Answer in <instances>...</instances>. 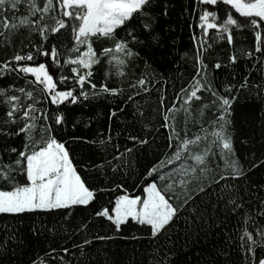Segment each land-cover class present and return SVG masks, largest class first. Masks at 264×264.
<instances>
[{
    "label": "trees",
    "instance_id": "16d2710c",
    "mask_svg": "<svg viewBox=\"0 0 264 264\" xmlns=\"http://www.w3.org/2000/svg\"><path fill=\"white\" fill-rule=\"evenodd\" d=\"M45 2L46 0H36L41 8ZM53 3L57 5V10H50L42 21L49 28L60 19L59 0H53ZM163 5H167V15H163ZM28 8V0H21L17 9H9L6 13L0 12V33H3L0 35V67L4 61H11L17 53L24 55L29 51L35 52L33 45L43 43V46L48 48L49 45L55 44L63 67L51 64L50 72L57 79L61 74L74 75L70 73L72 65L64 63L69 55L74 57L77 54L70 52L75 45L70 30L62 29L60 33L49 32L48 41H42L39 32L31 31L29 27L19 24L20 17L29 14ZM204 8L218 13L217 23L222 22L221 13L234 11L230 6L220 3V0L217 5L211 6L198 5L197 0H158L153 7V14L156 16L155 31L151 33L157 39L152 40L151 35L142 27H137V34L142 43L131 41L130 47L139 55L127 58V64L123 66V75L118 74L115 60L109 63L111 57L102 56L100 62L92 67L91 79L97 84V89L93 90L85 85V90L89 92L87 100L81 97L75 103L65 101L61 105H54L45 99L37 105L49 112L59 109L65 114L62 136L67 141L66 147L74 158L73 162L78 166L81 175L87 178L88 183L106 188L123 184L130 194H140L141 178L146 169L162 159L165 153L171 154L172 149L168 148L167 139L169 130L162 127L163 114L173 103L180 108L183 100L180 90L189 88L193 77L196 76L198 67L196 52L202 35L199 15ZM4 15H7L9 22L17 24L16 29L3 27ZM39 15L37 13L31 19H38ZM136 23L138 22H134ZM218 31L219 29L208 31L204 45L207 51L203 56L204 62L208 65V80L213 88L220 95H228L226 85H238L251 71L248 87L238 91L233 89L231 93L237 97L232 103L231 114L233 145L244 168L249 169L247 176L245 178L228 176L227 173L231 169L225 170L224 162L219 156L220 150L213 146L212 150L217 155L207 157L208 171L206 173L198 171L196 174L198 179H193L188 187L196 190L199 184H207L213 179L219 183H212L204 193H200L195 202H190L175 219L168 232L156 238H153L144 226L136 225L135 222L122 226L117 234L109 222L97 217L89 223L87 229L77 232L68 239V233L81 222L88 220L91 208L87 212L83 208H76L75 222L70 218L64 227H60L58 223L60 217L55 214L25 213L16 216L0 214V245H3L0 248V264H61L58 259L53 258L58 256L64 257L65 264H249L241 248L244 230L247 228L256 239H259L256 229L264 230V215H258L261 207H264L261 205V201L264 200V87H260L264 85V75L257 70L261 67L260 64L257 63L254 68L253 61L244 58L238 59L234 65L225 67L229 64V56L233 51L239 56L240 49L254 50V34L250 25L242 29L233 28L232 44L226 39H220L216 35ZM118 35L123 37L125 33L118 30ZM5 37L10 39L6 40ZM209 44L211 47H208ZM110 46L107 41L94 43L98 55L102 47ZM117 55L124 59L122 54ZM217 61L222 65L220 69L214 68ZM11 62L13 65L51 63L50 59L44 56H37L34 61ZM233 70L236 73L235 77L232 75ZM140 78L149 81L146 85L148 91L139 86L129 87ZM33 79L31 74L18 70L8 71L0 75V89H5L9 96L13 94L20 96L21 103L28 104L32 101L20 93L19 89L33 91L35 85L30 83ZM104 83L109 87L122 88L123 91L117 96L103 93L92 96L91 92L98 91L99 86ZM71 84L72 81L69 79L61 87ZM137 92L138 95L135 94ZM178 94L181 95V101L176 100ZM34 95L38 96L40 93L34 92ZM130 95L131 100L128 99ZM198 95L201 99H194L191 102V115L187 118V125L185 126L186 114L181 109L174 113L175 126L182 137L185 136L186 127L188 139H192L194 134H199L203 126L208 131L210 141L214 129L209 121L219 115V103H212L216 98L210 92L201 90ZM161 96L164 97L163 104ZM8 107L5 95L0 93V122L6 118ZM113 109L117 110L114 116L111 115ZM11 127L15 128L16 125ZM130 135L147 139L149 143L139 145L129 139ZM108 136H111L110 140L107 139ZM73 137L85 139H72ZM101 139L106 141L103 146L99 144ZM6 142L12 146H19L21 138L14 136L7 138ZM4 143L5 138L0 137V151ZM206 144L207 141H202L198 145H190L191 153L202 152ZM125 148H131L132 152L124 153ZM118 152L124 153V156L120 160H113V156ZM12 155L14 158L15 154ZM8 159V154L4 153L3 161L7 162ZM108 161L111 163H106ZM102 163L104 164L102 169L92 167ZM195 163L192 159L182 158L162 171L169 172L173 168L179 169L181 165L190 166ZM125 164L128 165L127 168ZM253 164L257 167H252ZM113 166H117L116 171H113ZM221 174L227 179L220 180ZM173 178L187 179L180 177L178 173L174 174ZM226 183L236 185L239 195L243 198V207L235 212L231 211L230 205L226 206L230 195L235 192L224 189ZM176 187L182 200L183 193L178 184ZM119 194H122L120 189L107 191L98 194V199L101 203L107 204L114 201L115 196ZM193 208L196 211H193ZM54 223L57 224L55 235L45 230L51 228ZM42 224L45 228H41ZM65 228L68 229V233L65 232ZM85 236L91 241L86 245L83 244ZM97 236L104 238L97 239ZM63 247H67L69 252L59 250ZM51 248L58 251L48 255ZM257 251L260 252V249ZM250 255L248 254L249 257Z\"/></svg>",
    "mask_w": 264,
    "mask_h": 264
},
{
    "label": "snow or ice",
    "instance_id": "6c2138e0",
    "mask_svg": "<svg viewBox=\"0 0 264 264\" xmlns=\"http://www.w3.org/2000/svg\"><path fill=\"white\" fill-rule=\"evenodd\" d=\"M29 14L21 16L19 24L30 28L31 31L39 32L42 41H48V33H60L62 29H69L71 36L75 40V45L70 52L77 53L74 57L69 55L64 63H70L71 76L61 74L59 78H54V74L50 72L51 64L63 67L61 60L58 58L60 53L55 44L49 45L48 48L40 45H33L35 52L29 51L24 55L15 54L11 61H34L37 56H44L50 59L51 63L39 62L35 64L17 63L12 64L11 61H4L0 67V75L6 74L8 71H19L31 74L34 79L30 83L35 85L33 91H25L20 88L19 92L23 93L32 102L22 104L20 96L15 94L7 95L5 89H0V93L5 95L9 105L5 119L0 122V137L5 138L2 151H0V214H10L13 216L20 214H55L59 215L60 227L72 218L75 222L74 210L78 207L83 208L85 212L91 208V215L87 221L78 224L71 233H68V239L73 235L88 228L89 223L94 218H103L110 223V227L115 233H119L122 226H128L130 222L136 225L144 226L149 234L156 238L168 232L175 219L186 209L191 203L195 202V198L200 193H204L212 183H219L218 180H210L207 184L201 183L196 190L189 189L188 185L193 179H198L197 172L206 173L208 171L206 165L209 155L216 156L217 153L212 150L213 146L219 148V156L224 162L225 170L231 169L227 173L232 178H245L249 169L244 168L240 158L236 155L232 137V103L236 100V96L232 95V90L247 88L249 84V76L243 77L242 82L238 85H226L228 95H220L209 82L208 65L204 62L203 56L207 51L204 47L206 36L210 29H219L216 35L220 39H226L229 44L233 43V28L242 29L252 27L254 34V50L240 49L239 56L233 51L229 56V64L234 65L238 59L244 58L253 61V67L260 64L257 69L264 75V0H220V3L234 11H226L220 14L222 22L217 23L218 13L209 11L207 8L201 9L199 15V27L202 35L199 38L197 46L196 60L198 62L196 76L193 77L189 88H181L183 100L180 108L173 103L167 108L163 114V124L169 130L168 132V148L172 149L171 154L165 153L164 157L152 164L145 171L141 178L140 194H130L123 184H116L113 187H99L88 183L87 178L78 171V166L73 162L74 158L70 155L69 148L66 147L67 141L63 139L62 132L65 124L66 116L57 109L49 112L42 107H38L43 100L47 99L49 103L61 105L65 101L75 103L81 97L85 100L89 98V92L85 90L87 84L90 89L96 90L97 84L93 83L91 77L92 67L100 62L102 56L111 57L117 62L118 74L123 75V66L127 64V58L138 56L139 53L133 51L130 42L135 41L142 43L137 34V27H142L149 35L155 31L154 24L156 16L153 14V7L158 0H59L58 12L60 19H57L54 26L42 23L45 14L50 10H57V5L53 0H46L41 8L37 5L36 0H28ZM21 0H0V12L6 13L9 9L15 10ZM218 0H197L198 5H217ZM163 15L168 14L167 5H163ZM39 13L38 19H31ZM235 14H238L236 16ZM134 22H138L134 24ZM5 29H16L17 24L11 23L7 15L2 19ZM118 30L125 33V36L118 35ZM3 35V33H0ZM130 38V39H129ZM9 40L10 37H5ZM152 40H156L155 35H151ZM96 41H107L111 46L102 47L100 54L94 48ZM83 46V51H81ZM208 47H211L209 44ZM203 48V51L201 49ZM120 53L124 59H121ZM259 54V55H257ZM221 63L217 61L214 64L215 69L221 68ZM232 75L236 73L233 70ZM71 79L72 84L67 87V81ZM149 81L146 78L137 79L134 84L129 87L137 88L139 86L144 91H148L146 85ZM260 87H264L261 85ZM79 89V90H77ZM203 90L210 92L216 99L213 104L219 103V115L215 119L209 121L213 126L211 133L212 139L208 140V131L203 126L199 134H194L192 139H188L186 135L182 137L180 131L175 126L174 113L183 109L186 114L185 126L187 118L191 115V102L201 99L198 93ZM123 91L119 87H109L107 83L101 84L98 91L91 92L92 96L98 94H111L117 96ZM39 92L40 95H34ZM138 95L139 93H135ZM129 100L132 99L130 95ZM177 101H181V95L176 96ZM164 97L161 96V104ZM204 107H208L204 105ZM116 109H113L111 115H116ZM12 125H16L12 128ZM75 126V125H73ZM59 128V131L57 129ZM20 137L19 146L8 144L7 138ZM72 139H81L83 137H73ZM108 140L111 136H108ZM130 140L135 141L139 145L149 143L147 139H141L137 136L130 135ZM202 141H207L206 147L202 152L191 153L190 145H198ZM96 143V141H92ZM106 143L104 139L99 140V144L103 146ZM118 148V146H117ZM131 148H125L124 153H131ZM8 154V161H3V154ZM124 153L113 156V160H120ZM188 153V155H185ZM15 154L14 158L13 155ZM192 159L195 165H181L179 169L173 168L169 172L162 171L168 165H172L174 161L181 159ZM106 163H111L110 161ZM205 166V167H201ZM219 166V165H217ZM93 168L102 169L104 164L93 165ZM128 165L125 164V168ZM252 167H257L253 164ZM117 166H113L116 171ZM87 170V166H85ZM178 173L181 178L176 180L174 174ZM127 172H125V175ZM224 174L220 175V180H226ZM177 184L183 193V199L177 192ZM122 190V194L116 195L114 201L103 204L98 199V194ZM224 189L235 190L230 195L226 206H231V211L243 207V198L239 195L236 185L225 184ZM264 206V200L261 201ZM196 211L195 208L192 209ZM258 215H264V207H261ZM251 219V217H247ZM41 228H45L42 224ZM46 231L55 235L57 233V224H52L51 228H45ZM35 232L36 229L34 228ZM259 239L254 238L253 233L244 230V236L241 237L243 243L241 248L245 252V257L249 264H264V230L256 229ZM97 239L104 237L97 236ZM15 239V237H13ZM91 241L84 237L83 244H89ZM74 247L76 245H73ZM3 245H0L2 248ZM260 249V252L257 251ZM64 253H68L69 249L63 247L59 249ZM58 249L51 248L50 253L57 252ZM248 254H251L250 257ZM58 259L61 264H65L64 257H53Z\"/></svg>",
    "mask_w": 264,
    "mask_h": 264
}]
</instances>
